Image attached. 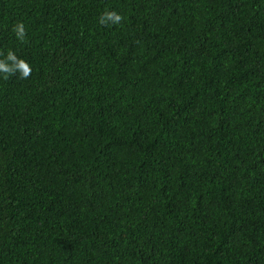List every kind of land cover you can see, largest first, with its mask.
<instances>
[{
    "label": "trees",
    "instance_id": "16d2710c",
    "mask_svg": "<svg viewBox=\"0 0 264 264\" xmlns=\"http://www.w3.org/2000/svg\"><path fill=\"white\" fill-rule=\"evenodd\" d=\"M8 49L0 264H264V0H0Z\"/></svg>",
    "mask_w": 264,
    "mask_h": 264
},
{
    "label": "clouds",
    "instance_id": "9594fccd",
    "mask_svg": "<svg viewBox=\"0 0 264 264\" xmlns=\"http://www.w3.org/2000/svg\"><path fill=\"white\" fill-rule=\"evenodd\" d=\"M122 17L112 11H105L100 17L99 23L104 24L105 22L119 23ZM12 32L17 41L21 43L26 40V30L23 22H16L12 26ZM3 58L0 59V78H7L8 75L15 74L19 71L21 79H26L31 74L30 65L22 58H18L17 55L8 49Z\"/></svg>",
    "mask_w": 264,
    "mask_h": 264
}]
</instances>
